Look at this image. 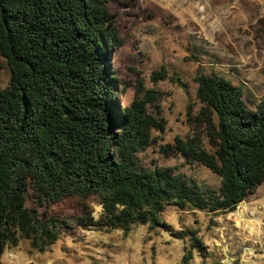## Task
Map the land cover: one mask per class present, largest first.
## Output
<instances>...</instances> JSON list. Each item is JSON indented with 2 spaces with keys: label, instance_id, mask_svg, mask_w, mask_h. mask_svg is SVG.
<instances>
[{
  "label": "trees",
  "instance_id": "16d2710c",
  "mask_svg": "<svg viewBox=\"0 0 264 264\" xmlns=\"http://www.w3.org/2000/svg\"><path fill=\"white\" fill-rule=\"evenodd\" d=\"M123 44L108 0H0V58L9 72L0 80V264L3 250L22 241L42 253L74 230L169 228L160 218L168 206L201 211L213 224L264 185V98L250 109L242 87L213 66L193 78L198 110L187 106L186 119L198 132L160 150L203 165L219 187L143 166L140 154L167 120L149 110L160 93L140 77L131 102L119 105L109 55ZM150 78L186 88L163 65ZM172 235L187 238L181 264L212 254L198 229Z\"/></svg>",
  "mask_w": 264,
  "mask_h": 264
},
{
  "label": "rangeland",
  "instance_id": "374dc122",
  "mask_svg": "<svg viewBox=\"0 0 264 264\" xmlns=\"http://www.w3.org/2000/svg\"><path fill=\"white\" fill-rule=\"evenodd\" d=\"M108 5L124 40L109 55L110 69L119 81V105L131 102L140 77L146 88L160 93L149 110L167 120L165 132L140 154L141 164L171 168L187 182L217 189L220 181L215 173L180 156L165 155L160 148L176 135L192 137L198 132L188 123L186 112L187 106L192 115L198 110L193 78L200 66H213L240 85L250 109L264 98V0H108ZM162 65L171 76L180 75L186 88L171 78L153 82L151 72ZM8 78L0 58L2 85ZM263 204L261 185L233 212L214 217L213 224L201 211L168 206L160 218L169 228L135 224L128 236L121 230H74L60 235L42 253L31 252L22 241L17 248L3 250L1 264H181L187 238H175L172 231L186 228L198 229L213 254L203 259L195 252L190 264H216L217 259L225 264H264Z\"/></svg>",
  "mask_w": 264,
  "mask_h": 264
},
{
  "label": "built area",
  "instance_id": "2783aa9c",
  "mask_svg": "<svg viewBox=\"0 0 264 264\" xmlns=\"http://www.w3.org/2000/svg\"><path fill=\"white\" fill-rule=\"evenodd\" d=\"M246 250H248V248H246ZM13 258H15V255H12ZM75 264V263H74Z\"/></svg>",
  "mask_w": 264,
  "mask_h": 264
}]
</instances>
